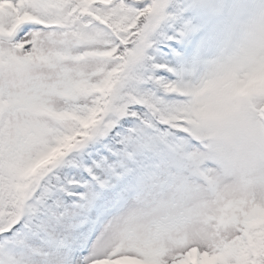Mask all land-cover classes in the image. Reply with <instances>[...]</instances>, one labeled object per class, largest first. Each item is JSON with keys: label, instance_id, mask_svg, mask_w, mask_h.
<instances>
[{"label": "snow or ice", "instance_id": "obj_1", "mask_svg": "<svg viewBox=\"0 0 264 264\" xmlns=\"http://www.w3.org/2000/svg\"><path fill=\"white\" fill-rule=\"evenodd\" d=\"M0 264H264V0H0Z\"/></svg>", "mask_w": 264, "mask_h": 264}]
</instances>
